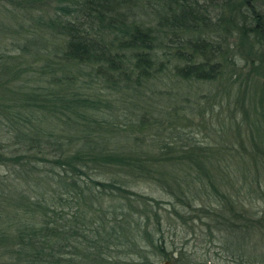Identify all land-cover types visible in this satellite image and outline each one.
Here are the masks:
<instances>
[{"label":"trees","instance_id":"1","mask_svg":"<svg viewBox=\"0 0 264 264\" xmlns=\"http://www.w3.org/2000/svg\"><path fill=\"white\" fill-rule=\"evenodd\" d=\"M65 1L14 30L28 59L0 50L11 60L0 74V264H150L163 233L149 229L154 200L130 190L138 182L216 230L264 233V217L238 199L247 189L264 201V1ZM215 83L213 98L187 103L185 87ZM234 87L249 149L163 138L212 116V100ZM147 92L171 96L156 106ZM233 158L243 175L232 185L222 162Z\"/></svg>","mask_w":264,"mask_h":264},{"label":"rangeland","instance_id":"2","mask_svg":"<svg viewBox=\"0 0 264 264\" xmlns=\"http://www.w3.org/2000/svg\"><path fill=\"white\" fill-rule=\"evenodd\" d=\"M58 3L62 6L67 5L65 0H62L61 2L59 0H45L44 2L36 3L33 6H27L25 10H22L21 8L23 7V4L20 3V0H1L0 50L5 52L7 56L13 55V51L18 50V52H14V54L20 55V53H22L23 55L21 56L28 59L30 55L26 48H23V45L25 44L23 34L13 36L14 30L21 24L33 26L34 19L37 16L43 17V21H46L49 16L55 13V8ZM39 40L40 39L37 40V43ZM235 41V38L230 40L231 43H235ZM44 44L45 43L43 41L39 42L34 46V48L40 49L44 46ZM10 61L11 60H7L0 63V74L3 73L4 65L9 66L11 64ZM258 79L259 82H264V78ZM197 86V88L196 86L184 88V92L189 95L192 94L188 98L189 101L187 102L191 106L196 105V102L199 101L198 97H200L201 94H203L204 97L209 96L213 98L215 93L218 91V85L216 83ZM188 91H190V93ZM234 94L235 87L233 90L231 89L228 94H221L220 96L222 97L212 100L213 104H215L212 116L210 114L205 115L204 118L196 116L194 122L195 124L192 122V125H188L184 129L177 126L179 131L172 130L171 132H167L168 135L163 136V138H166L167 142L179 141L186 144L190 141L200 143L202 145L214 143L217 144L218 147L227 143L229 144L230 142L237 143L238 141H241L242 147L246 150L249 149L246 136L247 132L244 129V124H242L240 120L241 115L238 111L234 112L232 110ZM147 95L153 96V100H151V102L156 106L165 104V99L168 96H171L165 92L162 94L157 93L155 95L147 92ZM173 104L174 103L171 105ZM185 108L187 113L191 112V109L188 108L186 103ZM233 114L236 116V120L234 121V126L232 127L227 119L232 117ZM188 116L191 117L190 114H188ZM200 122H203V124L201 125ZM236 125H240L239 128L241 129L239 132ZM237 133L240 134V136H237ZM232 146L230 147L232 148ZM242 147L241 150L243 151ZM233 148H237L239 150V144H235ZM222 163V168L226 169V171L231 175L230 182H232L233 185L234 180L241 178L243 175L240 171L242 164L241 162L238 163L234 158L228 160L227 165L225 162ZM6 172L8 174L7 168L0 166V173L6 175ZM103 178L104 176H99V179ZM259 181L264 182L263 179H260ZM261 185L264 189V184ZM236 186L237 185H235V187ZM129 188L133 192L150 198L158 204L155 205L154 202H151L154 205L153 211H155L156 218L152 216L153 212L148 213L150 219L149 229L154 236L155 232L161 231L163 233V240L157 243V246H159L158 250L151 253L150 264H163V262L167 260L173 264H247L245 263V260L249 258L255 261L254 264H264V233L261 231H259V233L255 232L254 235L250 233L244 235L238 232L236 234L234 232L227 231L226 228L219 231L216 230L215 227L213 228L214 225L210 222V220L203 218L199 219L197 217L195 218L192 212H188L185 209L180 208V204L176 203L175 199L163 193L154 185L138 182L136 184L129 185ZM242 194L243 195L238 199L242 203L243 209L250 211L251 213L256 212L258 216L264 217L263 199H256L254 192L250 194L252 195L250 198L247 189H243ZM228 196V203L232 204L231 200L234 199V191H232V189L228 190ZM111 205L116 204L115 202H112ZM210 205L218 209L215 205V201L211 200V202L204 203V206L206 207ZM134 206L138 209L141 208L140 203L134 204ZM172 206L176 207L178 211L183 214L182 219L184 220L175 216ZM220 206L218 211L229 217L231 213L230 208L224 206L220 209ZM197 207L198 205L195 206L196 209H198ZM195 214L199 215V212L196 211ZM185 221L187 222L184 223ZM209 226L212 230H209ZM156 229H158V231H156ZM210 231L212 232L210 233ZM143 245L146 244L144 243ZM161 249L163 250L162 252H160ZM112 255L116 254L114 253ZM237 255L243 256L242 258L244 261L239 260ZM127 259L123 255H120L119 259H117L119 262L118 264H133L131 259Z\"/></svg>","mask_w":264,"mask_h":264},{"label":"water","instance_id":"3","mask_svg":"<svg viewBox=\"0 0 264 264\" xmlns=\"http://www.w3.org/2000/svg\"><path fill=\"white\" fill-rule=\"evenodd\" d=\"M163 264H173V263L167 260V261H164Z\"/></svg>","mask_w":264,"mask_h":264}]
</instances>
